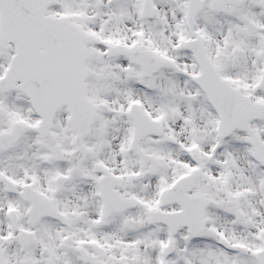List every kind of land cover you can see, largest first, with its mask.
I'll return each mask as SVG.
<instances>
[{"label":"snow or ice","instance_id":"obj_1","mask_svg":"<svg viewBox=\"0 0 264 264\" xmlns=\"http://www.w3.org/2000/svg\"><path fill=\"white\" fill-rule=\"evenodd\" d=\"M0 264H264V0H0Z\"/></svg>","mask_w":264,"mask_h":264}]
</instances>
